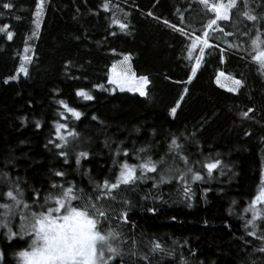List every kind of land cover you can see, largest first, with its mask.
<instances>
[{"label": "trees", "instance_id": "1", "mask_svg": "<svg viewBox=\"0 0 264 264\" xmlns=\"http://www.w3.org/2000/svg\"><path fill=\"white\" fill-rule=\"evenodd\" d=\"M4 3L12 7L3 8ZM36 3L0 0V28L8 26L0 32V173L19 181L24 201L33 203V189L42 190L43 196L51 184L67 187L69 182L94 200L99 194L95 184L113 182L121 163L138 164L145 155L153 161L163 157L156 173L122 185L113 191L114 200L97 204L109 213L111 227L123 234L117 242L123 257L112 264H264L259 251L264 248V219L254 221L256 235H249L253 228L246 224L252 216L244 211L264 181V72L251 60L256 29L264 41V0H247V7L238 0L240 11L257 21L233 10L229 21L217 22L209 42L218 47L205 49L195 75V60L187 58L189 37L201 36L214 16L197 0H109L108 11L104 0H44L40 28L33 36ZM114 18L127 24V30L112 24ZM236 26L249 30L248 35L239 36ZM221 28L234 35L224 36ZM24 56L31 59L24 61ZM125 56L136 76L148 80L144 96L113 91L108 82L111 68ZM22 64L27 75L18 72ZM220 71L244 86L236 93L222 88L216 81ZM78 89L93 99L76 96ZM60 101L78 110L80 119H62ZM248 108L254 109L249 114L254 118L238 115ZM57 123H67L78 134L66 158L49 143L59 142ZM172 137L178 138L187 164L169 153ZM141 148L147 153H138ZM79 152L88 156L77 165ZM216 159L221 163L209 174L202 166ZM162 170L168 176L185 172L187 184L174 178L161 183ZM57 171L64 176H55ZM197 172L202 179L194 181L191 175ZM7 190L0 186V194ZM256 207L264 216V202ZM119 213H127V223L116 218ZM19 223L17 216L8 226L18 232ZM152 241L165 251L150 252ZM28 242L19 235L10 239L7 229L0 228V264H18L16 254Z\"/></svg>", "mask_w": 264, "mask_h": 264}, {"label": "snow or ice", "instance_id": "2", "mask_svg": "<svg viewBox=\"0 0 264 264\" xmlns=\"http://www.w3.org/2000/svg\"><path fill=\"white\" fill-rule=\"evenodd\" d=\"M197 3L203 6V9L208 13L214 14L213 18L208 19L207 23L201 29V36L189 37L192 40L191 45L187 48L189 60L194 59L195 63L191 67L192 75H195L197 69L200 67L201 61L204 57L206 48L218 47V45H212L209 42L210 35L217 32L218 21H229L230 12L235 10L237 16L246 17L248 21H257V16L250 15L247 11H240L238 7V0H216L215 3H210V0H197ZM244 7H247V0H243ZM11 3H4L3 8H11ZM105 11L109 10V0H104L102 5ZM44 0H37L36 10L33 13L35 19L32 23L35 25V29L32 33L36 36L40 28V19L43 14ZM127 15V13H125ZM148 15H152L151 12ZM182 18V17H181ZM112 24L119 26L121 31L127 30L128 25L122 23L118 19H113ZM168 25V21H164ZM174 30L184 33L183 29H179L176 25H169ZM4 25L0 28V32H4L7 28ZM211 30V33L210 31ZM224 36H232L233 32L225 33L224 30L218 29ZM249 30L241 31L239 26H236V33L239 36L244 37L248 35ZM256 38L251 40V45L254 54H251V60L256 62L259 69L264 72V41L260 40V30L256 29ZM7 39H12V32H7ZM198 48V55L193 57V50ZM229 47L239 48V45H229ZM25 52L28 51L26 47ZM223 51V50H221ZM24 61H29L31 57L24 56ZM129 57L125 56L124 60L120 62L119 66L114 64L108 77V82L112 85V90L115 91L119 88L120 91L127 89L131 92H138L141 96L145 95V85L148 83L146 77L137 78L134 73L130 72V67L127 64ZM221 62L223 58L221 57ZM18 72L27 75L26 67L21 65ZM223 71L218 72L217 83H220V77H224ZM189 76V80H191ZM15 79V77H13ZM231 80L232 86L228 89L230 92L236 93L243 87V81L235 79L234 77H227ZM223 86V85H222ZM93 87H103L102 85H94ZM187 91V89H185ZM76 96L81 97L85 101L93 99L92 95L84 89H78ZM183 97H181L182 99ZM64 111L60 113V116L64 120L74 119L79 120L81 113L75 108L69 107L68 104L63 101L59 102ZM179 101L177 102V107ZM172 114H175L176 107L171 110ZM253 108H248L247 111H242L238 115L242 118L252 119L249 114L253 113ZM70 114V115H66ZM96 119V117H93ZM36 127L39 128V122L36 123ZM63 130V134H62ZM78 134L74 130H69L67 123H57L55 126V137L59 142L49 143L53 144L55 149L59 150L58 155L66 158V149L70 143L76 141ZM138 153H147V148H141L137 150ZM169 153H173V158L179 157L185 164H187V157L180 155L182 146L178 143V138L172 137L168 146ZM127 155V151L124 152ZM87 152H79L75 155V162L80 164L81 157H87ZM137 159L141 160V157L137 155ZM165 163L164 158L161 157L158 161H153L151 156L145 155L144 158L138 164H128L126 161L119 165V173L115 176L113 182H109L107 179L102 183L95 184V189L99 193L95 196V199L91 196H85L82 190L74 189V186L69 182L65 187L63 184H51V191L46 192L41 196L42 190L33 189L31 192L32 204H28L23 199V191L19 187V181H12L8 177L7 173H0V186L7 187L8 190L0 194V198L6 199L8 202L0 203V228L7 229L9 238L20 236L29 238L28 247L20 250L16 255L18 257V264H112L115 258L120 257L122 259L123 253L117 246L118 241H122V233L112 228L108 223L109 213H107L102 207H98V202L105 200H114V190H119L120 187L128 186L134 183L138 178L144 179L145 173H156L157 165H163ZM221 161L216 159L213 162L204 164L202 167L207 170L209 174L213 169H216L220 165ZM137 169L140 171V176L137 177ZM170 171V170H169ZM188 173H192V169H187ZM55 176L63 177V172H55ZM160 182L164 183L167 179H177L187 184V175L185 172L177 171L173 176H168L165 171L162 170L160 174ZM191 179L194 181L201 180V175L193 173ZM184 194L189 195V189L184 187ZM43 201L42 203L40 201ZM258 202H264V181H262V187L259 189V194L251 201L248 208L244 209L245 212H250L252 218L247 221V225H252L253 231L248 233L255 236L256 224L254 221L257 219H264L261 210L256 207ZM126 203V202H125ZM191 205H189L190 207ZM35 209V210H33ZM149 211H152L151 209ZM19 217L18 232H13L9 228V223L15 217ZM118 220H122L127 223V213H119L116 217ZM107 225V226H106ZM264 239V237H261ZM135 244V241L132 242ZM165 251L163 246L158 241H152L150 245V252L157 253ZM264 252V248L259 249ZM135 253H133L134 255ZM171 255V253H168ZM2 255V254H0ZM144 260H148L147 256L143 257Z\"/></svg>", "mask_w": 264, "mask_h": 264}, {"label": "rangeland", "instance_id": "3", "mask_svg": "<svg viewBox=\"0 0 264 264\" xmlns=\"http://www.w3.org/2000/svg\"><path fill=\"white\" fill-rule=\"evenodd\" d=\"M225 2H226V0H225ZM124 60V58H122V60H120V61H117L115 64L116 65H118L119 66V64H120V62H122ZM127 64L129 65V67H130V72L131 73H134V70H133V68H132V64H131V62H130V59L127 61ZM111 70H112V68H111ZM111 70H110V72H111ZM135 74V73H134ZM135 76H136V74H135ZM137 78H139L138 76H136ZM227 77H229V75H227V74H225V76L224 77H220L219 79H220V83H217L219 86H221L222 88H224V89H226V90H228L231 86H232V84H231V80H229V79H227ZM231 77V76H230ZM236 79V78H235ZM216 81H217V79H216ZM147 85H148V83L145 85V88H144V91H145V93H146V87H147ZM223 85V86H222ZM111 87H113V86H111ZM118 91H120L119 90V88H116ZM229 91V90H228ZM120 92H127V93H137V94H139L138 92H131V91H128L127 89H125L124 91H120ZM140 95V94H139Z\"/></svg>", "mask_w": 264, "mask_h": 264}]
</instances>
